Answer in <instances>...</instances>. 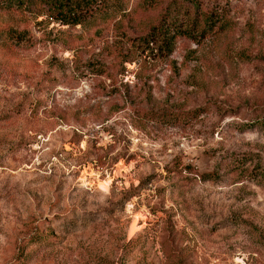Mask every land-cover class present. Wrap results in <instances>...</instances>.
Returning a JSON list of instances; mask_svg holds the SVG:
<instances>
[{"label": "rangeland", "instance_id": "rangeland-1", "mask_svg": "<svg viewBox=\"0 0 264 264\" xmlns=\"http://www.w3.org/2000/svg\"><path fill=\"white\" fill-rule=\"evenodd\" d=\"M91 1L0 7V264H264V0Z\"/></svg>", "mask_w": 264, "mask_h": 264}, {"label": "trees", "instance_id": "trees-1", "mask_svg": "<svg viewBox=\"0 0 264 264\" xmlns=\"http://www.w3.org/2000/svg\"><path fill=\"white\" fill-rule=\"evenodd\" d=\"M32 1L42 2L47 5V9L50 14L49 17L56 19L65 24L79 23L81 18L92 8L91 0H0L1 8L10 7H25L31 5ZM154 34V27H152V33ZM151 37L148 41H153Z\"/></svg>", "mask_w": 264, "mask_h": 264}, {"label": "bare ground", "instance_id": "bare-ground-1", "mask_svg": "<svg viewBox=\"0 0 264 264\" xmlns=\"http://www.w3.org/2000/svg\"><path fill=\"white\" fill-rule=\"evenodd\" d=\"M109 181H105V182H98V186L101 187V188H105L107 185H108ZM108 187V186H107ZM135 221H136V218H134L132 224H131V227H130V230H129V233L133 232L134 231V228L136 226L135 224Z\"/></svg>", "mask_w": 264, "mask_h": 264}]
</instances>
